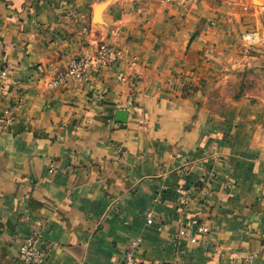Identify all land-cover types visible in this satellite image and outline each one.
Returning a JSON list of instances; mask_svg holds the SVG:
<instances>
[{"label": "crops", "instance_id": "crops-1", "mask_svg": "<svg viewBox=\"0 0 264 264\" xmlns=\"http://www.w3.org/2000/svg\"><path fill=\"white\" fill-rule=\"evenodd\" d=\"M103 42L135 86L66 76ZM136 240L135 264H264V0H0V264H121Z\"/></svg>", "mask_w": 264, "mask_h": 264}, {"label": "built area", "instance_id": "built-area-1", "mask_svg": "<svg viewBox=\"0 0 264 264\" xmlns=\"http://www.w3.org/2000/svg\"><path fill=\"white\" fill-rule=\"evenodd\" d=\"M258 36L256 31L248 33L247 38L250 41L255 40ZM138 64L137 60L128 59L125 51L112 43L103 42L99 44L93 52L86 56L74 58L70 61V66L66 72V76L76 79H87L89 70L94 66L99 67L103 71H111L114 67L117 68L116 77L119 81L130 86H135L139 81L138 73L133 72V67ZM208 228L201 226L200 230L206 231ZM41 227H36L31 230L19 247V259L25 263H40L45 259L44 250L38 245V240L41 237ZM186 233L185 230L181 231ZM139 246V241H133L131 246L124 250L123 261L121 264H135V250ZM253 254H245L243 256L229 259L226 264H250Z\"/></svg>", "mask_w": 264, "mask_h": 264}, {"label": "water", "instance_id": "water-1", "mask_svg": "<svg viewBox=\"0 0 264 264\" xmlns=\"http://www.w3.org/2000/svg\"><path fill=\"white\" fill-rule=\"evenodd\" d=\"M105 4L100 5L96 10V20H99V13L104 8ZM116 116L120 122H126L128 118V111L126 109H119Z\"/></svg>", "mask_w": 264, "mask_h": 264}]
</instances>
